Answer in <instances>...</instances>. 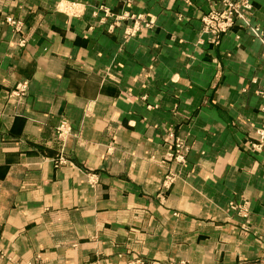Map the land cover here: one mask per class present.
<instances>
[{"label":"crops","instance_id":"0c3cea01","mask_svg":"<svg viewBox=\"0 0 264 264\" xmlns=\"http://www.w3.org/2000/svg\"><path fill=\"white\" fill-rule=\"evenodd\" d=\"M60 1L0 0V264H264V149L248 147L264 42L235 28L209 44L202 0H78L79 16ZM100 4L147 25L109 30L112 17L93 15ZM252 22L264 39V0ZM169 129L190 146L183 165L162 159ZM61 151L68 161L55 167ZM169 167L179 178L160 198ZM243 198L247 232L229 208Z\"/></svg>","mask_w":264,"mask_h":264},{"label":"rangeland","instance_id":"374dc122","mask_svg":"<svg viewBox=\"0 0 264 264\" xmlns=\"http://www.w3.org/2000/svg\"><path fill=\"white\" fill-rule=\"evenodd\" d=\"M208 4V8L200 15L201 28L200 33L206 38V41L212 45H218L222 37L234 31L235 28H241L248 32L251 36L264 42L263 31L260 26L252 22V13L254 9V0H202ZM60 9L68 13L70 16H79L83 12V7L78 0H61ZM101 13V14H98ZM94 16H97V22L104 25L106 19L113 18V21L107 24L109 30H113L121 21L129 20L124 30L125 37L134 36L143 26L147 25L142 14H133L124 12V14H116L105 4H100L94 9ZM5 22L10 25L14 32L20 33L24 30V23L21 19L14 16H7ZM238 37V35H236ZM25 39L18 41L19 46H23ZM27 82H17L15 88L11 91V96H21L25 93ZM257 95L264 98V88L257 91ZM260 122L257 126H252L256 134V140L251 141L248 147L251 150L260 151L264 149V103L259 108ZM55 136L57 140L64 145L71 135V126L66 118H60L55 126ZM166 145V151L162 159L170 164L183 165L187 161V155L190 149L187 141L176 134L173 129H169L163 139ZM68 158L65 152L53 159V165L58 167L65 164ZM87 182L95 185L98 181L97 174L88 172L86 174ZM179 178V174L173 168H167L162 176L161 188L159 191L160 198L169 187ZM229 208L241 219L240 229L242 231H250V201L243 198L241 201L230 202ZM264 238L263 236H261ZM128 264H189L187 260H149L144 257H134Z\"/></svg>","mask_w":264,"mask_h":264}]
</instances>
